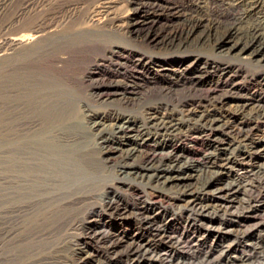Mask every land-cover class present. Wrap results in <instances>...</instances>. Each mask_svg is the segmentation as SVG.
I'll return each instance as SVG.
<instances>
[{
  "label": "bare ground",
  "instance_id": "bare-ground-1",
  "mask_svg": "<svg viewBox=\"0 0 264 264\" xmlns=\"http://www.w3.org/2000/svg\"><path fill=\"white\" fill-rule=\"evenodd\" d=\"M140 1L129 0L137 8L120 32H32L0 43L2 213L15 217L20 242L114 241L106 249L114 253L129 240L134 262L155 255L151 239L172 253L150 264H264V165L251 163L263 157L230 148L264 130V69L225 59L264 61V0ZM110 4L88 22L100 26ZM86 57L91 68L80 74L72 64ZM106 62L133 72L104 82ZM212 135L200 160L178 150ZM236 167L243 174L230 179ZM127 195L133 208L120 209ZM128 215L135 225L125 232L93 231Z\"/></svg>",
  "mask_w": 264,
  "mask_h": 264
},
{
  "label": "rangeland",
  "instance_id": "rangeland-1",
  "mask_svg": "<svg viewBox=\"0 0 264 264\" xmlns=\"http://www.w3.org/2000/svg\"><path fill=\"white\" fill-rule=\"evenodd\" d=\"M107 2L113 3L110 4L111 12L109 11V18L102 20L100 26H95L93 24L91 25V23L88 22V17L91 11L97 6ZM140 2H143L141 4L146 6L147 4L153 3L154 0H142ZM134 8L136 9L137 5L135 6L130 4L129 0H8L7 2H5V0H0V43L6 42L7 38L12 37L15 34H30L32 32H120L118 31L119 28L117 25L122 24V18L128 12H131V10H135ZM122 25L124 26V24ZM225 59L233 63L242 64L246 70L254 69L255 65H258L264 69V61L260 62L259 64L249 63L242 56L228 58L225 57ZM90 60L91 57H86L84 59L82 58L76 62L74 61V64L72 65L76 67V69H78L77 72H80L81 74L85 71H89L91 68ZM100 69H102L103 72L107 74L105 76H99V78H102L104 82H125V79L121 78L120 76L109 77L108 75H112L118 71L122 73V76L127 77L133 72V69L130 67V65L126 64V66L118 68L109 62L104 63ZM140 76L144 78L145 75L140 74ZM3 80V63L0 61V146L2 144L4 129L3 117L5 111L3 108ZM126 81L131 80L126 78ZM140 85L142 90H144L142 91L143 93L147 91L144 83L140 82ZM110 101L112 102L113 98H110L109 102ZM128 109L129 112L122 113L124 115L129 114L134 117L136 121L141 122L142 117H139L135 110H131L130 108ZM177 118L181 120H187V117L184 115H178ZM253 134L252 140L250 141L231 139L230 148L233 151L235 149L237 150H235V155L239 150L248 152L259 150L258 153L261 155V157H263V159H254L251 162L254 165L255 170H257L258 166L264 165V130L254 132ZM212 136L196 143H190L189 141L183 144L179 143L178 150H186L191 157L196 160H200L204 154L208 153L210 146L213 145L210 141L216 136ZM226 141V143H229L228 141H230V139H227ZM237 169L238 167L234 168V172L232 171L229 173L228 177L230 179H238L243 174L242 170ZM2 170L3 161L2 150L0 147V264H29L32 261L36 262L33 264H150L152 261L155 262L156 259H158L156 258V255H158L163 250H167L168 253H172V250L166 247L164 241H153L151 239L150 245L152 250L156 252L154 253L155 255H151L152 257L150 259L149 257H144L134 262H131L132 260L126 257V248L129 246V240L121 242L119 244L120 246L118 245V247H116V251H114V253L106 252V249H108L109 246L114 245V241H69L68 239H54L52 241H43L39 243L20 242L16 237L17 226L16 223H14L15 217H12L10 220V217L6 218L2 213ZM122 201L123 202L119 204L120 209H122L125 205L133 208L132 205L135 201V197L133 195H127ZM239 210V206H235L234 208H230L229 212L237 213ZM101 214H104L110 219L119 218L117 213L112 214L110 212H106L104 209L101 211ZM260 218L257 219L259 222L264 221L263 215L260 216ZM124 219L125 220H122L123 222L120 225L118 224L116 228L100 226L101 228H92L91 230L94 229L93 231H106L110 234L115 233L116 229H118L120 232H125L129 229V227H133L135 223L134 218L130 215ZM251 224H253V222H251L250 225ZM262 231L263 229L259 230V232ZM177 234H179L177 236L181 238L180 232ZM255 235H258V233L255 232ZM211 240L212 238L210 239L209 244ZM180 247H178V252H181L183 255L192 251V247ZM242 247L244 246L240 245L238 249L240 250ZM77 249L83 250V254L79 253ZM201 249L205 250L204 247ZM201 261L202 257L191 260L190 262L192 263L190 264H200Z\"/></svg>",
  "mask_w": 264,
  "mask_h": 264
}]
</instances>
